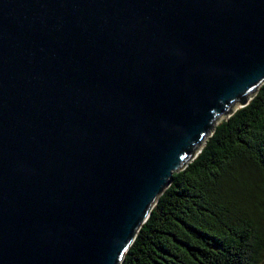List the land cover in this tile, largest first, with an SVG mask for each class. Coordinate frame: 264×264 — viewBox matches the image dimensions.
Instances as JSON below:
<instances>
[{"label":"water","instance_id":"obj_1","mask_svg":"<svg viewBox=\"0 0 264 264\" xmlns=\"http://www.w3.org/2000/svg\"><path fill=\"white\" fill-rule=\"evenodd\" d=\"M263 83L264 0H0V264H119Z\"/></svg>","mask_w":264,"mask_h":264},{"label":"trees","instance_id":"obj_2","mask_svg":"<svg viewBox=\"0 0 264 264\" xmlns=\"http://www.w3.org/2000/svg\"><path fill=\"white\" fill-rule=\"evenodd\" d=\"M211 131L119 264H264V83Z\"/></svg>","mask_w":264,"mask_h":264},{"label":"rangeland","instance_id":"obj_3","mask_svg":"<svg viewBox=\"0 0 264 264\" xmlns=\"http://www.w3.org/2000/svg\"><path fill=\"white\" fill-rule=\"evenodd\" d=\"M239 106V104H236V107H238ZM235 107V108H236ZM224 117H227L226 115H224V116H222L221 118H219L218 120H216V124L221 120V119H223ZM201 148V147H200ZM200 148L198 149V152H197V154L199 153V151H200Z\"/></svg>","mask_w":264,"mask_h":264}]
</instances>
